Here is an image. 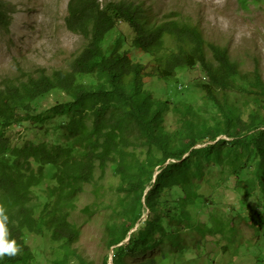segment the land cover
Instances as JSON below:
<instances>
[{
	"label": "trees",
	"instance_id": "1",
	"mask_svg": "<svg viewBox=\"0 0 264 264\" xmlns=\"http://www.w3.org/2000/svg\"><path fill=\"white\" fill-rule=\"evenodd\" d=\"M67 12V29L85 40L70 68L22 72L24 79L5 78L0 84V206L9 217L8 238L20 247L18 255L5 256L0 264H35L31 235L50 236V244L60 250L57 264H71L74 258L88 264L75 248L82 234L70 218L87 184L96 197L103 191L100 182L109 168H115L120 182L106 226L113 264H136L125 256L146 257L157 249L160 256L140 264H165L171 258L184 264L178 260L190 257L193 244L205 249L209 236L237 238L239 229L218 210L206 222L198 217L211 200L199 183L207 178L206 166L215 163L220 178L237 179L238 193L258 194V202L264 198L261 72H243L229 50L208 43L196 25L153 22L146 8L133 1L70 0ZM120 25L132 32L121 30L109 41ZM123 44L148 55L151 71L122 50ZM198 66L209 78L196 88L216 112L210 118L191 103L160 102L146 91L147 79L175 80L180 70ZM53 93L64 100L44 108ZM168 120L173 130L166 128ZM46 124L56 131L55 144L9 137L15 126L42 130ZM247 169L250 175L241 179ZM240 201L251 217L240 208L239 221L262 230L258 205ZM103 264H109V256Z\"/></svg>",
	"mask_w": 264,
	"mask_h": 264
},
{
	"label": "rangeland",
	"instance_id": "2",
	"mask_svg": "<svg viewBox=\"0 0 264 264\" xmlns=\"http://www.w3.org/2000/svg\"><path fill=\"white\" fill-rule=\"evenodd\" d=\"M69 1L0 0V8L4 11L3 17L0 18V84L5 78L24 79L22 72L39 74L46 70L52 73L57 69L70 68L73 59L85 47V40L71 33L66 27ZM123 1H133L144 6L153 22L175 19L196 25L208 43L229 50L232 60L243 72L252 73L259 70L264 79V0ZM121 30L127 34L132 32L120 25L118 30L110 34L109 41L120 36ZM172 49L173 52L179 51L174 47ZM122 50H129L134 60L143 63L151 71L152 61L148 55L127 44H123ZM209 57L212 59L210 51ZM18 65L22 67V71L18 70ZM82 81L89 82L85 79ZM203 83H209V78L203 68L198 66L180 70L175 80L162 81L155 77L147 79L146 91L152 93L160 102L170 101L174 105L191 103L194 108L203 112L206 118H210L216 112L206 107L203 91L197 89L198 85ZM63 100L61 94L53 93L43 102V107L54 106ZM165 126L170 130L174 129L171 120H168ZM44 127L39 130L29 125L15 126L11 128L9 137L20 143L40 141L49 145L55 144L56 131L50 124ZM251 171L247 169L241 179L247 178ZM114 172L115 168H109L108 177L101 179L103 191L97 192L98 197L93 186L86 185L77 202L78 207L70 218L82 234L75 248L88 264H103L107 256L109 264H113L114 253L107 244L109 236L106 226L112 219L110 207L119 198L116 191L120 182L114 178ZM206 172L207 178L203 183H199L200 190L211 200L209 205L201 207L202 212L198 217L206 222L210 219V214L218 210L223 218L230 219L231 226L239 229V236L233 237L232 241L229 237L209 236L205 249L193 244V250L188 252L190 257L178 261L184 264H208L210 259L211 264H264V228L254 230L256 226L251 221L238 219L244 211L251 217L249 209L241 199L248 202V207L257 204L256 209L264 215V198L258 202V194L238 193L235 189L237 179L220 178L219 168L215 163L206 166ZM100 173V170L97 171V175ZM166 193L169 194V191ZM230 208L234 211L231 212ZM240 208L244 211L237 217L236 212ZM128 240L124 242L125 245ZM50 242V236L29 237L28 243L38 257L35 264H57L55 260L59 259L57 252L60 250L58 245H51ZM225 245L228 246V252ZM160 255L161 250L157 249L150 250L146 257H133L128 254L125 258L129 263L140 264ZM71 264H79V260L74 258ZM165 264H175L174 258L168 259Z\"/></svg>",
	"mask_w": 264,
	"mask_h": 264
},
{
	"label": "clouds",
	"instance_id": "3",
	"mask_svg": "<svg viewBox=\"0 0 264 264\" xmlns=\"http://www.w3.org/2000/svg\"><path fill=\"white\" fill-rule=\"evenodd\" d=\"M9 217L6 209L0 206V259L5 256L13 257L20 253V247L14 239H9Z\"/></svg>",
	"mask_w": 264,
	"mask_h": 264
},
{
	"label": "water",
	"instance_id": "4",
	"mask_svg": "<svg viewBox=\"0 0 264 264\" xmlns=\"http://www.w3.org/2000/svg\"><path fill=\"white\" fill-rule=\"evenodd\" d=\"M126 240H128V238L126 239ZM122 244V243H121ZM120 245V244H119ZM114 248V247H113Z\"/></svg>",
	"mask_w": 264,
	"mask_h": 264
}]
</instances>
